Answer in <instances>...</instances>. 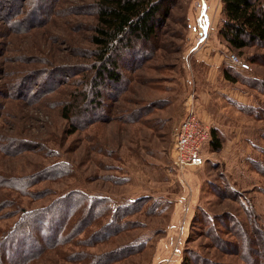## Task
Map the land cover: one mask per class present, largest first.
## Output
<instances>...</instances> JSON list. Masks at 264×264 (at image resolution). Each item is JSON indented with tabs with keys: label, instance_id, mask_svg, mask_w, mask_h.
<instances>
[{
	"label": "rangeland",
	"instance_id": "374dc122",
	"mask_svg": "<svg viewBox=\"0 0 264 264\" xmlns=\"http://www.w3.org/2000/svg\"><path fill=\"white\" fill-rule=\"evenodd\" d=\"M207 1L205 43L188 28L200 0H175L155 39L135 44L131 59L120 62V91L101 88L104 121L83 126L79 115L76 129L65 106L79 108L92 95L99 0H0V236L22 211L49 207L73 191L107 198L114 207L148 198L118 235L90 243L109 221L104 216L29 264H90L136 241H146L144 251L112 264H182L192 253L248 264L192 225L199 212L223 222L222 239L237 241L226 216L264 231V49L231 50L220 36L222 0ZM231 55L250 69L233 65ZM228 66L238 82L224 77ZM191 105L218 132L223 149L206 144V165L181 172L173 165L174 139ZM53 167L69 173L49 179ZM19 184L29 187L21 192ZM258 240L253 258L264 264V239Z\"/></svg>",
	"mask_w": 264,
	"mask_h": 264
},
{
	"label": "trees",
	"instance_id": "16d2710c",
	"mask_svg": "<svg viewBox=\"0 0 264 264\" xmlns=\"http://www.w3.org/2000/svg\"><path fill=\"white\" fill-rule=\"evenodd\" d=\"M174 3L175 0H99L96 4L98 24L91 37L92 44L97 47L94 50V74L90 84L92 95H86L79 108L72 102L65 106V118L70 125L78 129L76 120L79 115H82L83 121L86 122L83 126L104 121L107 106L100 101L101 88L109 86L115 91H120L121 85H124L123 75L119 71L120 62L125 56L131 59L135 53V44H150L155 39L160 27L166 23ZM222 4L220 36L229 48L233 51L251 47L264 49V0H222ZM235 72L228 66L224 70V77L233 83L238 82ZM261 85L264 88V82ZM211 133L210 147L214 152H220L223 149L222 139L216 130ZM65 169L53 167L47 178H62L66 176L65 173H69ZM25 187L29 186L19 184L15 188L24 192ZM147 199L138 198L114 207L107 198L73 191L59 197L49 207L24 210L19 221L0 236V264H29L46 250L63 245L61 242L66 237H73L77 230L87 231L89 227L97 225L102 217L110 216L109 221L95 233L96 241H91L90 238L88 240L93 244L104 242L127 230L132 223L125 219L142 211ZM226 217L235 227L231 233L237 241L222 239L218 226H222L223 222L206 213L199 215V212H196L192 225H201L204 233H207V237L217 248L231 247L235 249L236 255H241L248 264H258L253 258L258 253L253 244H256L255 238L264 239L262 228L255 222H252L249 228L242 221ZM101 230H104V233H100ZM239 245L242 246L241 250ZM146 246V241H136L99 256L90 264H112L144 251ZM182 264L219 263L201 257L198 253H192L189 256L185 254Z\"/></svg>",
	"mask_w": 264,
	"mask_h": 264
},
{
	"label": "built area",
	"instance_id": "2783aa9c",
	"mask_svg": "<svg viewBox=\"0 0 264 264\" xmlns=\"http://www.w3.org/2000/svg\"><path fill=\"white\" fill-rule=\"evenodd\" d=\"M200 14L188 28L197 36L199 43H205L210 37V27L204 20L211 10V4L207 0H200ZM233 65L240 70H248L250 66L238 56L231 55ZM212 138L211 129L200 117L195 105L188 108L187 114L175 134L173 146V165L178 171L185 172L190 168H203L206 165V144H210Z\"/></svg>",
	"mask_w": 264,
	"mask_h": 264
},
{
	"label": "crops",
	"instance_id": "0c3cea01",
	"mask_svg": "<svg viewBox=\"0 0 264 264\" xmlns=\"http://www.w3.org/2000/svg\"><path fill=\"white\" fill-rule=\"evenodd\" d=\"M222 7V6H221ZM204 121V120H203Z\"/></svg>",
	"mask_w": 264,
	"mask_h": 264
}]
</instances>
